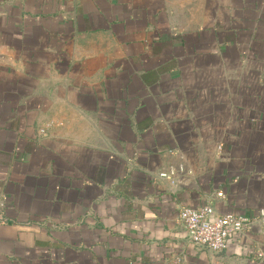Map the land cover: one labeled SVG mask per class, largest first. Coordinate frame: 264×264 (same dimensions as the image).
I'll return each mask as SVG.
<instances>
[{
	"label": "crops",
	"instance_id": "obj_1",
	"mask_svg": "<svg viewBox=\"0 0 264 264\" xmlns=\"http://www.w3.org/2000/svg\"><path fill=\"white\" fill-rule=\"evenodd\" d=\"M0 198V264H264L178 221L264 210V0H0Z\"/></svg>",
	"mask_w": 264,
	"mask_h": 264
},
{
	"label": "built area",
	"instance_id": "obj_2",
	"mask_svg": "<svg viewBox=\"0 0 264 264\" xmlns=\"http://www.w3.org/2000/svg\"><path fill=\"white\" fill-rule=\"evenodd\" d=\"M40 132L43 133L44 130ZM160 177L168 178L169 174L162 173ZM2 208L3 203L0 198V212ZM257 219L264 224V210H260L258 216L254 218L236 214L218 215L212 204L198 208H182L178 213V221L187 240L193 246L214 253L225 250L227 241L231 237L243 235Z\"/></svg>",
	"mask_w": 264,
	"mask_h": 264
}]
</instances>
